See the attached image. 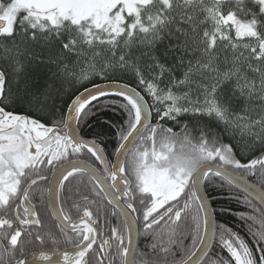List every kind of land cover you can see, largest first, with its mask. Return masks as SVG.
<instances>
[{
	"label": "snow or ice",
	"instance_id": "obj_1",
	"mask_svg": "<svg viewBox=\"0 0 264 264\" xmlns=\"http://www.w3.org/2000/svg\"><path fill=\"white\" fill-rule=\"evenodd\" d=\"M0 38V264H92L98 239L99 264H218L206 251L217 227L235 264H264V208H252L259 218L243 217L261 225L253 233L257 260L216 224L210 203L212 191L224 190L213 183L222 178L264 204V0H0ZM118 71H131L152 103L127 83L83 87ZM66 84L83 91L62 101ZM106 87L122 98L125 117L111 166L100 134L89 138L83 127ZM184 115L207 120L181 123ZM85 153L99 167L73 159ZM77 175L90 178L93 196L115 204L122 223L103 231L95 200L79 191L82 214L72 218L61 196ZM246 175H259L260 187ZM37 191L50 197L70 248L26 254L25 236L45 242L30 231L43 227ZM142 237L150 238L143 250Z\"/></svg>",
	"mask_w": 264,
	"mask_h": 264
},
{
	"label": "trees",
	"instance_id": "obj_2",
	"mask_svg": "<svg viewBox=\"0 0 264 264\" xmlns=\"http://www.w3.org/2000/svg\"><path fill=\"white\" fill-rule=\"evenodd\" d=\"M5 41L3 38H0V67H5L4 58H3V48L5 46ZM13 45L16 41H11ZM34 50H39L36 45L31 46ZM71 59L75 60L76 57L72 56ZM25 63L29 64V69L32 70L34 67L31 65L27 59L24 57ZM41 71H46V69H40ZM156 75H159V69L156 70ZM181 76V72L179 69L176 70V78L179 79ZM9 78H12L11 69L9 68ZM163 79L167 81L168 73L166 72L163 76ZM103 81H120L127 84H130L133 87H137V90L141 92L142 95H145V98L149 101L150 100L146 93H144L143 89L138 86V82L136 77L131 71L128 72H116V73H109L107 79H100L99 77H94L91 79V82H84L83 87L90 86L92 84H96ZM83 87L80 84H76L75 87L65 85L66 93L62 97V101H67L69 95L73 94L76 89L82 90ZM115 102V103H114ZM122 102V98L118 96H104L100 97L97 101L93 102V108L89 113V119L84 127V134L91 138L94 134L99 133L100 135L97 137L99 142H102V147L104 148V153L108 161H110L113 157L114 150L118 146V139L116 136V132L124 120V113L122 109L119 107L120 103ZM63 107L64 105L61 104ZM21 108L23 106H17ZM181 123L191 121L193 124L197 119L205 122L207 120L206 117H193L190 115H184L179 117ZM156 120V113H152V122L155 123ZM169 125L171 124L170 121L166 122ZM192 124L189 125L191 127ZM178 130V129H177ZM224 143H229V139L225 138ZM139 143V141H137ZM135 147V145H133ZM87 161H93L94 158L90 157V154H83L81 155ZM245 177L249 178L251 181L255 182L258 185H261V177L259 175L252 176L246 175ZM214 184L219 185L221 183L224 184V190L221 191L219 188L212 191V197L210 203L212 204V208L215 209V222L219 225H224L225 228L231 229L233 233H236L241 239H243L246 243H248L249 247L253 249L254 255L256 259H259L260 253L256 251L257 245L254 242L253 233L260 229V223H253L252 220H246L243 217L245 215H257L252 212V208H259L254 202H252L249 198L241 194L237 191L233 186H229L226 181L222 178H216L213 181ZM82 185H84V189L82 190ZM90 187V189H89ZM92 185L88 179V176H80L77 175L75 178H70L68 182H66L65 186V193L62 194L61 200L63 201V207L65 210L72 216V218L79 217L82 214L83 203L81 198L77 195H74L78 191L84 194H92L91 193ZM81 204V211H77L74 207L75 203ZM96 205H92L91 210L94 212L103 211V214L107 210H111L108 208L107 203L104 200H95ZM251 205V207L249 206ZM110 216V211L108 212ZM95 215V214H94ZM102 218V215H99ZM259 218V217H258ZM110 224V223H109ZM44 230L42 232V236L44 239L48 238V233L58 234L57 238L60 240L58 245L53 244V247L59 246H67L63 242V238H61L60 230L53 222H50L49 226L43 225ZM51 231V232H50ZM220 228L217 227V234L214 239V243L212 249L209 253L208 259L212 260L215 259L218 261V264H222L224 261H228V264H235L234 260L231 259L229 253L227 252L226 248L222 246L221 236H220ZM71 235V233H69ZM225 239H230L231 236L229 233L225 232L224 234ZM50 240V239H49ZM190 243V240L187 241ZM150 243V238L144 239L143 237L139 240L140 249L143 250L145 245ZM31 244V243H30ZM30 244H25V250H27Z\"/></svg>",
	"mask_w": 264,
	"mask_h": 264
},
{
	"label": "flooded vegetation",
	"instance_id": "obj_3",
	"mask_svg": "<svg viewBox=\"0 0 264 264\" xmlns=\"http://www.w3.org/2000/svg\"><path fill=\"white\" fill-rule=\"evenodd\" d=\"M114 154H115V152H114ZM114 154H113V156H114ZM73 159H80V158H73ZM80 160H84V159H80ZM84 161H86V160H84ZM111 161H112V159L110 161H108L109 162V165L111 164ZM88 163L94 164L95 166L99 167V165L96 164V162H95L94 159H93V161H88ZM47 174L50 175V172L47 173ZM88 179H89V181H90V183L92 185V182H91V180H90L89 177H88ZM38 189H40V190H46L47 189V183H43V184L38 185ZM35 195H36V199H34L33 202L34 203H37L39 205V213H40V217H41V220H42L43 225L49 226L50 225V222L51 223L53 222L54 224H56L52 220V218L50 216V213L48 211L47 201H46V191H44V193H43L42 196H41L40 191H37ZM88 195H89V199L90 200H98V201H100L101 199L104 200L107 203L108 208L111 209V210H108V211L106 210L104 214H103V211L94 212L95 215H98V216L99 215H102L101 224L98 225V227H100L103 231L107 232L109 226L123 222V219L121 218V216H119V215L113 216L112 215V213L114 211H116V210H114L110 206V204L108 203V201L103 197V193H101L99 197H95L92 194H88ZM96 204H98V203L95 202V204H93V206L96 205ZM137 206L139 207V198L137 199ZM109 211L111 213L110 216H109V213H108ZM76 218H78V217H76ZM76 218H73V219H76ZM105 220L108 221V224H104L103 223ZM56 226L58 227L57 224H56ZM58 228L60 230V227H58ZM43 230H44V227H37V228L30 229V231H32L34 234L39 233L40 235L42 234ZM57 236H58V234H57ZM61 238H63V237L61 236ZM44 240H45L44 244L41 245L39 242L35 241L34 238H30L28 236H25L24 237V240H23L24 245L31 243L30 246H29V248L26 250V254L31 255L35 251L48 250V249L55 248V247H53V244H52L51 240H49L47 238H45ZM99 243H100V240L98 239L97 245H94V249L90 253V259L92 261V264H99L98 260L96 259V253L99 251V248H98ZM69 246H71V245L59 246V247L60 248H64V247H69ZM105 264H107V262H105Z\"/></svg>",
	"mask_w": 264,
	"mask_h": 264
},
{
	"label": "water",
	"instance_id": "obj_4",
	"mask_svg": "<svg viewBox=\"0 0 264 264\" xmlns=\"http://www.w3.org/2000/svg\"><path fill=\"white\" fill-rule=\"evenodd\" d=\"M111 82L113 81H103V82H99V83H96V84H100V85H108L110 84ZM115 82H118V83H124V82H120V81H115ZM88 88H91L92 85L90 86H87ZM105 92L108 93L106 96H116L113 94V89L111 87H106L105 89ZM80 91H83L80 90ZM132 146H130V148H132ZM105 155V154H104ZM116 159V154H114L113 158H112V162H114ZM88 163V162H87ZM111 166V164L109 165ZM246 181H247V184L248 185H255L257 188L260 187V185L256 184L255 182L251 181L249 178L245 177ZM231 186H233L237 191H239L241 194H243L244 196H246L247 198H249L252 202H254L259 208H264V204L261 203V201L257 198V196L255 195V193L251 192V190H248L246 191L245 190V187L243 185H240V184H232ZM48 187V186H47ZM49 199L50 197L48 196L47 192H46V201H47V207H48V211L50 213V216L52 218V220L57 224V225H60L61 224V221L58 219L57 215L55 214V209L53 207H49ZM110 206L116 210L117 212L119 211L115 204H110ZM121 218L123 219V217L121 216ZM77 219V218H76ZM215 219V217H214ZM215 239V238H214ZM214 239L211 241V246L209 248H207V252L210 253L211 249H212V246H213V243H214ZM71 246L69 247H64V248H70ZM63 249V248H61ZM51 249H48V250H43V251H50ZM41 250L39 251H35L33 253H36L37 256H38V253L40 252ZM35 264H48L47 261H42V260H39V259H36L35 261Z\"/></svg>",
	"mask_w": 264,
	"mask_h": 264
},
{
	"label": "rangeland",
	"instance_id": "obj_5",
	"mask_svg": "<svg viewBox=\"0 0 264 264\" xmlns=\"http://www.w3.org/2000/svg\"><path fill=\"white\" fill-rule=\"evenodd\" d=\"M149 100H150V103H152V101H151V99L149 98ZM153 113H155V110H153ZM73 158H80V159H84L85 160V158L83 157V156H78V157H73ZM87 162H88V160H87ZM84 189V185H82V190ZM89 189H90V187H89ZM51 232V231H50Z\"/></svg>",
	"mask_w": 264,
	"mask_h": 264
}]
</instances>
